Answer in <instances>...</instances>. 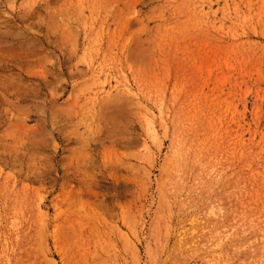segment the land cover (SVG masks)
<instances>
[{
    "label": "rangeland",
    "instance_id": "rangeland-1",
    "mask_svg": "<svg viewBox=\"0 0 264 264\" xmlns=\"http://www.w3.org/2000/svg\"><path fill=\"white\" fill-rule=\"evenodd\" d=\"M0 264H264V0H0Z\"/></svg>",
    "mask_w": 264,
    "mask_h": 264
}]
</instances>
